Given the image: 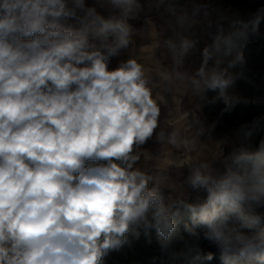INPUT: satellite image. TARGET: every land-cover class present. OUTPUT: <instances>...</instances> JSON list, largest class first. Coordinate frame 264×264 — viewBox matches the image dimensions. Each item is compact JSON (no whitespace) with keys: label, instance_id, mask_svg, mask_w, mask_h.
<instances>
[{"label":"clouds","instance_id":"9594fccd","mask_svg":"<svg viewBox=\"0 0 264 264\" xmlns=\"http://www.w3.org/2000/svg\"><path fill=\"white\" fill-rule=\"evenodd\" d=\"M145 13L160 22L130 23ZM262 21L264 9L244 20L211 0H0V264H104L153 230L168 264H264V138L246 143L264 116L205 160L185 134H204L196 115L161 120L169 101L208 91L231 114L240 49ZM153 27L144 60L136 40L153 41ZM153 139L167 167H137L156 159L143 147ZM172 168L187 170V196L168 187Z\"/></svg>","mask_w":264,"mask_h":264},{"label":"trees","instance_id":"16d2710c","mask_svg":"<svg viewBox=\"0 0 264 264\" xmlns=\"http://www.w3.org/2000/svg\"><path fill=\"white\" fill-rule=\"evenodd\" d=\"M216 1L236 7L240 17L244 20L254 18L260 9H264V0ZM263 23L264 21L261 22V24ZM240 51L244 55L245 64L242 69L243 76L237 79L235 88L241 97V102L237 104L231 114H224L221 117V109L225 105L219 98L218 91H208L203 98L202 113L199 114V117L208 124L213 123L219 117V124L224 129H232L239 128L243 123L251 122L257 115L264 116V102L259 105L252 102L257 98L264 101V35L250 37ZM234 71H241V69L238 67ZM261 138H264V119L261 120L246 143L255 147ZM150 235V243L149 237L143 233L138 239L129 236L128 242L119 252H112L105 257L104 264H168L166 254L159 250L155 231L153 230ZM201 246L202 255L207 252L216 253V249L208 246L206 242H203ZM210 264H219L218 258Z\"/></svg>","mask_w":264,"mask_h":264},{"label":"rangeland","instance_id":"374dc122","mask_svg":"<svg viewBox=\"0 0 264 264\" xmlns=\"http://www.w3.org/2000/svg\"><path fill=\"white\" fill-rule=\"evenodd\" d=\"M87 3L92 4L94 3V0H86ZM211 6L213 8H220L228 11H234L239 14V11L236 7L227 5L226 3H220L216 0H211ZM148 15H151L154 22L159 23V18L156 16L155 13H145L141 15V18L139 20H133L130 21V23L133 24L134 27H142L144 24V20L147 18ZM260 31L261 35H264V23L260 25ZM156 39L155 35V29L153 27V41L151 40H140L137 38L136 40V49H139L141 46H144L143 49L139 51H134L133 54L142 57L144 60H147L150 56L154 55V51L152 47L150 46L151 43H153ZM135 49V50H136ZM146 49V51H144ZM143 52V53H142ZM128 58V54H122L119 58H113L111 64L109 65L110 68H115L118 66V63L120 60H125ZM163 63V61H161ZM233 91L238 95V91L234 86ZM169 105L172 109L171 116H169L168 111L162 109V124L167 119L174 118L178 116L179 114H182L184 111L191 112L193 115H196L202 122V126L205 128V132L201 136H196L197 128L198 126L194 125L193 127L186 129L185 134L189 137H195L198 145H200V151L197 153L190 154L193 159L197 160H205V159H212L216 156H218L221 152L220 147L217 145V141L224 139L228 141V144L224 146L225 154L230 150L231 145L235 142V132L238 128H232V129H224L219 123L215 127V129L209 131L208 128L212 124H208L203 121L201 117H199V114L202 113L203 109V99L193 97L191 95L186 96L182 103L175 104L172 101H169ZM165 127L168 125L165 124ZM148 153L151 154V156L155 157V160H145L143 157L141 159V162L137 165V167L144 168L145 170H150L154 165L158 164L162 169L166 168L168 165V157L170 155V149L168 146H161L159 145L154 139L150 140L143 146ZM172 152H175L173 149ZM171 183L168 185V187L171 189L172 193L174 195H188V190L186 188H182L180 186V183L183 181L184 177L187 175L186 169H178V168H172L171 169ZM191 198H195V193L191 194Z\"/></svg>","mask_w":264,"mask_h":264},{"label":"crops","instance_id":"0c3cea01","mask_svg":"<svg viewBox=\"0 0 264 264\" xmlns=\"http://www.w3.org/2000/svg\"><path fill=\"white\" fill-rule=\"evenodd\" d=\"M139 50H141V47H140L139 49H136L135 52H136V51H139ZM144 51H146V49H145ZM142 53H143V52H142Z\"/></svg>","mask_w":264,"mask_h":264}]
</instances>
